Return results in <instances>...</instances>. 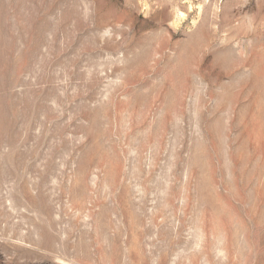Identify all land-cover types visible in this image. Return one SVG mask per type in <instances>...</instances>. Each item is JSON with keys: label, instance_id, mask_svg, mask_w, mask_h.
I'll return each instance as SVG.
<instances>
[{"label": "rangeland", "instance_id": "374dc122", "mask_svg": "<svg viewBox=\"0 0 264 264\" xmlns=\"http://www.w3.org/2000/svg\"><path fill=\"white\" fill-rule=\"evenodd\" d=\"M0 264H264V0H0Z\"/></svg>", "mask_w": 264, "mask_h": 264}]
</instances>
